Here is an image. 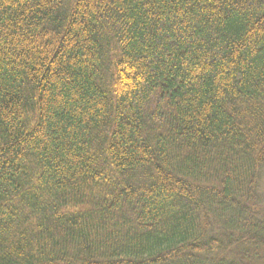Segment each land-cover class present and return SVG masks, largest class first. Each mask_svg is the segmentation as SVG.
Listing matches in <instances>:
<instances>
[{
  "label": "trees",
  "instance_id": "1",
  "mask_svg": "<svg viewBox=\"0 0 264 264\" xmlns=\"http://www.w3.org/2000/svg\"><path fill=\"white\" fill-rule=\"evenodd\" d=\"M264 0H0V264H264Z\"/></svg>",
  "mask_w": 264,
  "mask_h": 264
},
{
  "label": "rangeland",
  "instance_id": "2",
  "mask_svg": "<svg viewBox=\"0 0 264 264\" xmlns=\"http://www.w3.org/2000/svg\"><path fill=\"white\" fill-rule=\"evenodd\" d=\"M263 186H264V182H263Z\"/></svg>",
  "mask_w": 264,
  "mask_h": 264
}]
</instances>
